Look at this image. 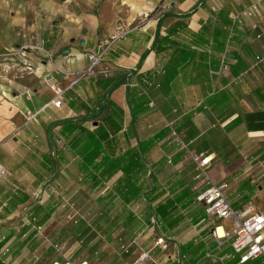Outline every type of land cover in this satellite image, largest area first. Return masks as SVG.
<instances>
[{
    "label": "crops",
    "instance_id": "crops-1",
    "mask_svg": "<svg viewBox=\"0 0 264 264\" xmlns=\"http://www.w3.org/2000/svg\"><path fill=\"white\" fill-rule=\"evenodd\" d=\"M0 164V264H241L198 197L264 215V0H0Z\"/></svg>",
    "mask_w": 264,
    "mask_h": 264
},
{
    "label": "built area",
    "instance_id": "built-area-1",
    "mask_svg": "<svg viewBox=\"0 0 264 264\" xmlns=\"http://www.w3.org/2000/svg\"><path fill=\"white\" fill-rule=\"evenodd\" d=\"M219 6L215 5L213 11L218 12ZM244 15H251L252 12L247 10L243 12ZM30 48H39V46H31L30 44L23 45L19 48L17 52V58L23 60L27 58L28 51ZM90 60V67L87 71L88 74H93L101 62L102 55L96 53H90L88 55ZM225 68L226 65H223ZM52 89L55 91L56 97L52 103L56 107L62 105V97L64 90L57 84L52 85ZM151 106H155L154 102L151 101ZM28 118H32L33 114L28 112ZM171 134L177 136V132L173 125L170 123ZM192 159L198 163L199 170L204 171L210 163V156L203 153H193ZM9 171L0 164V176L7 177ZM227 184L222 183L219 185H214L207 189L203 194L198 197L200 202L206 205V212L208 217L218 223L229 221L230 228L227 231V236H233V248L234 251L240 255V263L244 264L250 260L264 257V215L255 211L253 207H248L245 209L236 210L232 207L231 203L226 196ZM64 201L68 204L69 200L63 197ZM78 213L69 214L68 220L78 223L77 219ZM219 226L215 227L213 230V235L220 238L218 234ZM155 246H160L163 249H168L169 242L164 236H160L155 241ZM60 249L62 247H59ZM151 259V254L149 251H142L132 262V264H147ZM54 264H60L56 262ZM69 264V263H65ZM82 264H86L82 263Z\"/></svg>",
    "mask_w": 264,
    "mask_h": 264
},
{
    "label": "rangeland",
    "instance_id": "rangeland-1",
    "mask_svg": "<svg viewBox=\"0 0 264 264\" xmlns=\"http://www.w3.org/2000/svg\"><path fill=\"white\" fill-rule=\"evenodd\" d=\"M156 122H157V120H156V121H153V120H152V122H151V123H152V124H154V123H156ZM157 126H159V125L157 124Z\"/></svg>",
    "mask_w": 264,
    "mask_h": 264
}]
</instances>
